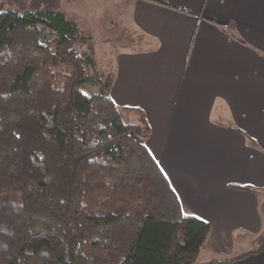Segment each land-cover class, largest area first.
Wrapping results in <instances>:
<instances>
[{
    "label": "trees",
    "instance_id": "16d2710c",
    "mask_svg": "<svg viewBox=\"0 0 264 264\" xmlns=\"http://www.w3.org/2000/svg\"><path fill=\"white\" fill-rule=\"evenodd\" d=\"M13 1L0 2V264H195L210 224L183 213L145 146L143 111L116 107L111 72L81 93L82 32L60 0L30 11ZM263 242L264 230L255 249L208 263L255 254Z\"/></svg>",
    "mask_w": 264,
    "mask_h": 264
},
{
    "label": "crops",
    "instance_id": "0c3cea01",
    "mask_svg": "<svg viewBox=\"0 0 264 264\" xmlns=\"http://www.w3.org/2000/svg\"><path fill=\"white\" fill-rule=\"evenodd\" d=\"M122 1L123 14L105 15L111 100L143 111L145 146L183 213L210 224L205 263L255 249L264 230V0ZM211 264H264V242Z\"/></svg>",
    "mask_w": 264,
    "mask_h": 264
},
{
    "label": "rangeland",
    "instance_id": "374dc122",
    "mask_svg": "<svg viewBox=\"0 0 264 264\" xmlns=\"http://www.w3.org/2000/svg\"><path fill=\"white\" fill-rule=\"evenodd\" d=\"M6 9L15 8L13 0H0ZM25 8L37 10L40 8L52 9L54 0H25ZM60 8L65 11L64 14L68 20L73 22L82 32V40L76 42L74 47L77 53L84 59L85 69L88 75L85 83L80 87L81 93L90 94L96 91V87L92 84L91 79H97L101 82L105 76L113 71V57L109 55L115 48L112 42L111 30L109 23L105 20V15L109 14L110 7L118 13L123 9V1L120 0H60ZM117 13V14H118ZM123 14V13H121ZM41 28V26H40ZM46 34L48 41L54 38L53 32L49 28H41ZM108 40V41H104ZM115 52V50H114ZM87 59H94V64L86 63ZM64 71L61 65L54 68L56 74H62ZM121 118L124 122H136L134 114L124 115ZM217 120V117H214ZM259 208L262 209V217L264 218V191L261 195ZM207 255L204 252L198 257L196 264H206Z\"/></svg>",
    "mask_w": 264,
    "mask_h": 264
}]
</instances>
